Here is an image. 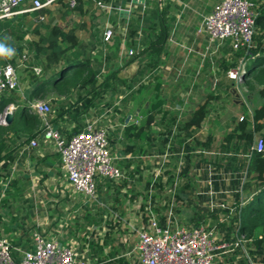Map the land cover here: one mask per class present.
Listing matches in <instances>:
<instances>
[{"label":"crops","instance_id":"obj_1","mask_svg":"<svg viewBox=\"0 0 264 264\" xmlns=\"http://www.w3.org/2000/svg\"><path fill=\"white\" fill-rule=\"evenodd\" d=\"M219 2L220 0H150V10L154 7L168 9L164 16L165 22L171 27L170 35L159 55L139 57L129 64L128 60L131 58L122 56V52L128 49L130 43V26L125 37L121 30L123 18L101 13L93 3L84 4V12L89 15L93 12L97 23L105 27L110 22L116 27L114 41L121 36L118 59L112 64L113 68L111 65L108 67L111 72L118 71L117 78L125 83L124 92L118 94L113 91L115 86L119 89L123 85L111 81L109 94L102 95V102L98 99L95 106L83 116L80 115L81 111L76 118L65 115L60 128L52 124L67 139L76 128L83 127L82 131L89 126H93L95 130L107 129L112 139L111 153L118 158L116 163L122 168L125 177L118 181L98 178L96 198L90 199L71 186L53 142L40 138L39 147L29 153L24 151L26 144L19 145V158L12 170L15 182L13 190L7 192L4 186L0 196V237L10 241L19 261L24 252L34 250L32 234L39 232L60 246L72 248L77 255L85 257L89 264H143L136 245L139 242V232L149 226V205L160 226V211L162 215H166V226L169 209L174 201L175 221L172 223L191 227L187 225V220L193 216V210L185 207L183 202H176V183L181 180L198 183L195 195L211 185V177L214 175L211 163L220 146H215L218 141L214 128L226 123L224 128L229 130L231 120L224 122L228 106L232 103L237 107L243 106L237 100L239 82L228 77L229 71L224 74L217 63L218 58L229 59V42L225 41L208 50L207 34L198 33L203 18ZM60 11L61 9L51 12L58 14ZM138 14L139 12L136 16ZM102 29L104 32L103 27ZM96 31L94 27L93 34ZM90 35L92 33L81 37L87 39ZM106 68L104 64L103 76L109 74ZM88 72L89 70L85 72L84 79ZM226 92L232 93L231 100ZM18 93L22 94V90ZM73 93L74 85L64 94L51 91L36 97V100L43 96L44 101L51 105L55 100L70 98ZM214 96L220 99L214 100ZM157 104L159 106L156 108ZM81 105L79 102L78 107ZM11 106L16 107L14 104L8 107ZM203 106H208L211 111L201 127L189 125L195 113ZM15 118L16 115L14 120ZM1 121L0 118V126H9ZM131 127H142L134 130V135L140 134L143 129L148 135L138 145L142 151L139 156L125 152L127 146H135L134 140L119 138ZM221 127L218 126L216 132ZM209 136L214 139L211 150L195 148L196 143L192 142H205ZM122 139L125 140L124 144L121 143ZM165 139L168 141L163 142ZM191 147L195 149L191 151ZM175 166H178L175 185H165L162 192L153 190L159 177L162 176V183H167L168 171ZM184 167L190 168L189 174L180 179L178 176ZM220 174L223 176L222 182L228 186L231 175ZM153 194L156 195L154 205L150 202ZM223 194H226L223 200L229 208L228 201L232 197L228 191L209 193L216 198ZM181 197L186 199L187 195L182 194ZM249 199L247 197L246 200ZM212 205L223 204L216 202ZM213 229L218 241L222 242L223 236L218 237L219 229ZM232 254L220 252L217 260L222 264H231ZM239 258L234 260V264H238Z\"/></svg>","mask_w":264,"mask_h":264},{"label":"trees","instance_id":"obj_2","mask_svg":"<svg viewBox=\"0 0 264 264\" xmlns=\"http://www.w3.org/2000/svg\"><path fill=\"white\" fill-rule=\"evenodd\" d=\"M100 1L109 3L111 0ZM249 1L254 4L257 12L256 34L251 46L242 47L239 50H233L231 41H228L230 44L229 59L218 58L217 60L218 66L224 74L239 67L241 62L245 63L246 60H251L243 74L245 78H249L257 66L264 61V0ZM86 2L91 3L89 0H79V6L75 10L68 9L64 4L67 9L66 14L69 13V10L82 12ZM166 11L168 12V9L160 10L158 7H154L149 9L144 17L141 15L133 17L130 22L128 48L139 49V53L128 60V64L136 61L139 57L159 55V51L168 41L171 30V27L165 22ZM34 14L36 17L39 14L48 17L52 12L45 10ZM27 15L0 21V44H4L5 48L9 50V54H0V61L4 63L7 60L17 66L25 51L32 57V62L25 69V77L22 79L26 93L21 88L22 94L6 92L0 95V114L5 112L11 104L23 112L29 108V101L31 102L33 98L42 95L47 88L63 85L69 75L68 73L76 69L80 71V79L77 80L79 83L73 84V95L63 101L55 100L51 103L52 112L49 114V119L58 128H60V123L65 115L76 118L81 111L80 115L83 116L95 106L98 99L102 102L104 99L102 95L109 94L111 81H117L123 85L119 89L115 86L113 91L118 94L124 92L125 83L117 78L118 71L111 72L108 67L111 65L113 68L112 64L118 59L121 36L115 39L112 46H107L101 36L104 26L97 22L93 23L92 26L96 27V34L90 35L87 39L81 37L76 28L64 30L55 20H51L48 24L38 22L35 28L30 29L26 28L24 23V18ZM81 28L84 29L85 26ZM43 29L48 31L47 34H42ZM139 33H141L140 38ZM31 34L36 35L37 38L31 39ZM106 46L108 49L104 51ZM12 51H15L14 55L11 54ZM104 64L109 73L105 76L102 75ZM33 67H40L42 69L41 74L36 75L32 70ZM87 70L89 72L84 79ZM226 94L231 100L232 93L226 92ZM258 94L264 100V85ZM218 99L220 97L214 96V100ZM79 102L82 103L81 107H78ZM246 104L248 106L247 114L242 119H231L229 130L225 133L218 147L217 156L213 158L211 170H213L214 175L211 177V185L195 195L199 184L193 180H181L177 184L176 202H183L185 207L193 210V216L187 220V225L191 227L207 225L209 228L216 227L223 236L222 242L231 244L241 235L246 236L245 248L239 247L232 252L231 264H234L237 257H240L238 264H264V151L258 152L255 148L258 135L264 142V103L255 108L250 107L248 103ZM158 106L159 104L156 105V108ZM210 111L208 106L201 107L189 125L200 128ZM15 115L16 118L12 124L16 123L17 111ZM0 129L5 130L6 128L0 126ZM137 129H142V127H131L128 131L130 133L126 132L122 137L119 136L120 139L124 138L127 141L134 140V147L127 146L125 148L126 154H132V156L141 155L142 151L138 145L148 138L144 129L140 130V134L134 135L133 131ZM82 130L83 127L76 128L68 137L70 138ZM40 133V129H35L29 131L30 135L25 139L19 135H16L15 138H8L7 136L0 138V196L4 186H6L7 192L13 190L15 182L12 179V170L19 158V145L27 144L34 138L39 139ZM124 139L121 141L123 144L125 143ZM109 140L112 145L111 137ZM167 141V139L163 140V142ZM192 143H196L195 148L204 147L211 150L214 139L209 136L205 142L195 140ZM195 148L191 147V151ZM186 157L188 158L189 155L187 154ZM177 169L178 166H175L168 171L169 178L166 184L162 183V176L159 177L154 183L153 190L162 192L165 185L173 187ZM189 169V167L182 168L178 177L180 179L188 177ZM204 173L207 174V172ZM220 173L231 175L228 186L222 182L223 176ZM206 174L204 178H206ZM221 190H226L231 194L234 202L232 207L228 208L226 201L223 200L226 194L218 198L209 195L210 191L216 194L220 193ZM182 194L187 195V198L183 199ZM247 197H250L248 201L246 200ZM150 202L154 205L156 195L151 196ZM216 202L225 207H221V205L212 206V203ZM160 213L161 226H164L166 215H162L161 211ZM11 253L16 263L20 264L21 261L17 259L15 252L11 250Z\"/></svg>","mask_w":264,"mask_h":264},{"label":"built area","instance_id":"obj_3","mask_svg":"<svg viewBox=\"0 0 264 264\" xmlns=\"http://www.w3.org/2000/svg\"><path fill=\"white\" fill-rule=\"evenodd\" d=\"M89 1L101 13L123 18L124 24L121 30L125 37L133 17L138 12L141 17L146 16L150 8V0H111L109 3L100 0ZM62 4L68 9L75 10L79 6V0H0V21L24 14L41 13L45 10L56 11L62 9ZM256 19L255 6L249 0H220L212 12L203 18L198 33L207 34L208 50L225 41H231L233 50H239L251 46L257 31ZM36 20L45 22L47 16L39 14ZM115 28L110 22L105 24L102 39L107 46L113 45ZM107 46L104 51L108 49ZM138 50L126 48L122 56L132 58L138 55ZM30 58L29 53L25 51L18 66L7 60L4 63L0 61V95L21 91L18 69L27 67ZM32 70L36 75L42 72L40 67H33ZM243 70L244 63L241 62L239 67L228 72V77L241 82ZM29 108L42 121L39 139L53 142L68 180L76 192L95 199L98 178L118 181L125 177L122 168L116 163L118 158L111 153L107 129L95 130L93 126H89L67 139L48 118L52 112L48 102L33 100L29 102ZM14 109L15 107L11 106L1 113V122L5 123V114L13 112ZM39 139L30 140L25 145L24 151L29 153L38 148ZM255 148L258 152L264 151L262 139L256 140ZM174 206L173 201L169 209L168 225L160 226L149 205L147 209L149 226L148 229L139 232V242L136 245V251L143 264H222L217 260L220 252H233L236 248H245L244 244L247 241L241 237L232 244L219 242L213 228L174 225L172 223L175 221ZM221 207L225 206L221 205ZM32 240L34 250L24 252L20 264H89L85 257L77 255L72 248L60 246L56 241L46 239L39 232H33ZM11 250L10 241L0 237V264H17Z\"/></svg>","mask_w":264,"mask_h":264},{"label":"rangeland","instance_id":"obj_4","mask_svg":"<svg viewBox=\"0 0 264 264\" xmlns=\"http://www.w3.org/2000/svg\"><path fill=\"white\" fill-rule=\"evenodd\" d=\"M62 9L60 12H58V14H54L55 12H53V14H51L50 16H48L47 20L45 21V24H48L51 20H55L56 23L63 28L64 30H70V29H74L76 28L79 31L80 35L83 36H88L90 33L93 34V30L94 27L93 23H96V16L94 15V13H85L84 10L82 12L80 11H70L69 13L66 14L67 9L65 7L64 4H62ZM93 9L91 8V11ZM24 23L26 28H30L33 29L36 27V25L38 24L37 20H36V14H28L25 18H24ZM85 26L84 29H82L81 27ZM42 34H47V30L43 29ZM86 34V35H85ZM31 39H36L37 36L34 34L30 35ZM15 51H12V55H14ZM251 60H246L244 63V72H245V68L248 64H250ZM32 62V57L30 58V62L29 64H27V67H20L18 69V73H19V80H20V85L21 88L24 90V92L26 93V90L24 89V83L22 82V79L25 77V69L29 67L30 63ZM68 77L65 81V83H63V85H59V86H55V87H50L47 88L42 95L44 96L46 93L51 92V91H55L56 93H60V94H64L66 93L70 87L77 82V80H79V74L80 71L73 70L70 73H68ZM264 85V61L261 62L257 68L255 69V72L251 75V77L249 78H245V76H243V79L241 82H239V98L237 99L239 102H241L243 104V106H234V103L230 104L228 106V113L225 114V118H224V122H229L232 118L235 119H241L243 115L247 114V104H249L250 107L255 108V107H259L260 105H262V103H264V100L261 99L259 97V90L262 88V86ZM20 94V93H19ZM42 96V99H40L41 101H44V97ZM40 97V96H38ZM36 100V97L32 99ZM30 102V101H29ZM245 104V105H244ZM21 105V104H20ZM17 111V120L16 123L11 124L9 126H6L5 130H1L0 129V138H3L5 136H7L8 138H15L16 135H19L20 137H22L23 139L27 138L30 134L29 131H34L35 129L39 130L40 127L42 126L41 123V119L37 116H35L30 108L25 109L23 112L20 111L17 106L15 107V112ZM229 115V118H227V116ZM226 123L222 124V127L220 125H218L219 127H221L220 131L216 132V128L218 126H216L214 128V134L216 135V139L218 141L217 144H215V146H219V144H221L225 133L227 132L225 127ZM223 128V129H222ZM261 139V137L258 135L256 140ZM231 198V197H230ZM229 207L233 205V199H230L228 201ZM218 237L222 238V235L220 232H218ZM245 240L246 236L241 235V239Z\"/></svg>","mask_w":264,"mask_h":264},{"label":"water","instance_id":"obj_5","mask_svg":"<svg viewBox=\"0 0 264 264\" xmlns=\"http://www.w3.org/2000/svg\"><path fill=\"white\" fill-rule=\"evenodd\" d=\"M15 117V112H7L4 116V121L6 125L12 124Z\"/></svg>","mask_w":264,"mask_h":264},{"label":"clouds","instance_id":"obj_6","mask_svg":"<svg viewBox=\"0 0 264 264\" xmlns=\"http://www.w3.org/2000/svg\"><path fill=\"white\" fill-rule=\"evenodd\" d=\"M0 54H9V50L5 48L4 44H0Z\"/></svg>","mask_w":264,"mask_h":264}]
</instances>
